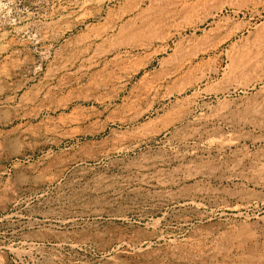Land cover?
I'll use <instances>...</instances> for the list:
<instances>
[{"label":"rangeland","instance_id":"374dc122","mask_svg":"<svg viewBox=\"0 0 264 264\" xmlns=\"http://www.w3.org/2000/svg\"><path fill=\"white\" fill-rule=\"evenodd\" d=\"M0 264H264V0H0Z\"/></svg>","mask_w":264,"mask_h":264}]
</instances>
